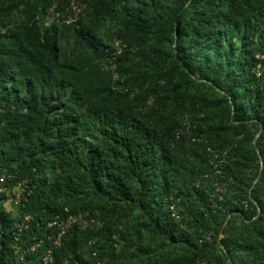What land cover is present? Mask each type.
Listing matches in <instances>:
<instances>
[{
  "label": "trees",
  "instance_id": "trees-1",
  "mask_svg": "<svg viewBox=\"0 0 264 264\" xmlns=\"http://www.w3.org/2000/svg\"><path fill=\"white\" fill-rule=\"evenodd\" d=\"M53 1L0 0V175L31 190L25 244L88 212L102 228L68 232L53 264H264V0H85L76 24L42 28ZM206 148H229L224 178ZM234 174L219 200L212 178ZM12 226L0 202V264H39L47 242L18 262Z\"/></svg>",
  "mask_w": 264,
  "mask_h": 264
},
{
  "label": "built area",
  "instance_id": "built-area-1",
  "mask_svg": "<svg viewBox=\"0 0 264 264\" xmlns=\"http://www.w3.org/2000/svg\"><path fill=\"white\" fill-rule=\"evenodd\" d=\"M2 5H0L1 11ZM89 11V4L85 0H63L62 9L59 7L57 2H51V4L44 10L41 26L42 28L51 27H70L80 21L81 18L85 17L86 13ZM3 26L0 23V32H3ZM125 47L123 40L114 39L110 49L105 51V61L107 62V69L111 72L113 79L118 80L119 75L117 73V58L121 55L122 49ZM258 76V74H256ZM153 104V98H149L145 107H149ZM145 110V109H144ZM1 111V108H0ZM192 126L186 118H183L179 126L175 130L176 137L180 135H189ZM223 152L215 151L211 148H206L208 153L209 164L211 165V172L213 176H222V168L224 166V157L228 151ZM222 153V154H221ZM233 177H237L235 174L230 177L226 182L219 183L212 178L214 191L219 195V200H222V195L226 192V187L228 184L232 183ZM207 178V175H204ZM15 179L14 173L5 172L0 175V202L2 207L8 208L9 213H11V219L13 220V226L11 229V237L13 242L11 244V250L16 256L18 262H24L26 257H32L35 255L37 250L43 248L45 242L48 246L45 247L43 254L40 256L39 264H53L54 254L59 246L62 244L63 237L70 231L77 229L79 231H91L97 232L102 226L103 222L99 217L91 216L88 212H79L77 214H56L47 223L45 230L49 231L54 229L53 232L49 233L45 238L42 239H32L34 243L26 245L24 239H22V233L27 229L28 223L31 220V216L22 214V209L24 208V203L27 196L31 194L27 182L15 181L10 183ZM247 206V203H243ZM176 222L179 221V216L175 212L172 214ZM213 232H203L201 238L199 239V245L203 243H211L213 240ZM95 240H90L89 245H93ZM93 257H96V253L92 252ZM107 260L99 261L96 260L93 264H107ZM68 260H64L60 264H67ZM75 264H81L80 262H75ZM197 264H207L204 259L199 260Z\"/></svg>",
  "mask_w": 264,
  "mask_h": 264
},
{
  "label": "water",
  "instance_id": "water-1",
  "mask_svg": "<svg viewBox=\"0 0 264 264\" xmlns=\"http://www.w3.org/2000/svg\"><path fill=\"white\" fill-rule=\"evenodd\" d=\"M257 137V136H256ZM255 137V138H256ZM257 153H258V157L260 158V160H261V155H260V153L258 152V150H257ZM257 179H258V177L256 178V180H255V182L257 181ZM254 182V183H255ZM256 205V204H255ZM256 207H257V210H258V206L256 205ZM219 238H221V232H220V235H219ZM220 248H221V250L223 251V252H226L225 251V249H224V247L220 244ZM229 260V264H231V260L230 259H228Z\"/></svg>",
  "mask_w": 264,
  "mask_h": 264
},
{
  "label": "rangeland",
  "instance_id": "rangeland-1",
  "mask_svg": "<svg viewBox=\"0 0 264 264\" xmlns=\"http://www.w3.org/2000/svg\"><path fill=\"white\" fill-rule=\"evenodd\" d=\"M5 210H6L7 212H9V209H8V208H5Z\"/></svg>",
  "mask_w": 264,
  "mask_h": 264
},
{
  "label": "clouds",
  "instance_id": "clouds-1",
  "mask_svg": "<svg viewBox=\"0 0 264 264\" xmlns=\"http://www.w3.org/2000/svg\"><path fill=\"white\" fill-rule=\"evenodd\" d=\"M1 112V111H0Z\"/></svg>",
  "mask_w": 264,
  "mask_h": 264
}]
</instances>
